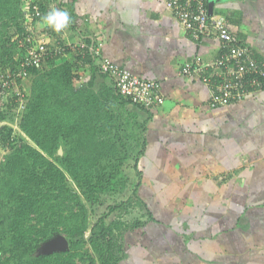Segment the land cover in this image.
Instances as JSON below:
<instances>
[{
    "label": "crops",
    "instance_id": "crops-1",
    "mask_svg": "<svg viewBox=\"0 0 264 264\" xmlns=\"http://www.w3.org/2000/svg\"><path fill=\"white\" fill-rule=\"evenodd\" d=\"M213 1L212 14L264 62V0ZM44 2L72 15L76 28L60 32L67 40L101 41L103 57L156 80L164 96L155 110H138L146 119L138 195L154 219L126 232L119 264H264V90L210 107L209 87L180 70L196 56L213 59L218 40L191 39L165 0ZM97 62L79 61L75 85L112 84Z\"/></svg>",
    "mask_w": 264,
    "mask_h": 264
},
{
    "label": "trees",
    "instance_id": "trees-1",
    "mask_svg": "<svg viewBox=\"0 0 264 264\" xmlns=\"http://www.w3.org/2000/svg\"><path fill=\"white\" fill-rule=\"evenodd\" d=\"M25 1L0 0V75L7 69H24L28 74L26 83L8 92L5 99L0 97V150L12 147L0 161V264H119L126 253L122 247L126 232L145 222L128 227L124 222L107 223L103 215L89 229L90 248L83 249L89 226L86 203L122 189L125 161L136 151L138 162L144 151L146 119L140 121L138 110H146L121 95L98 65L96 72L109 77L111 85L94 87L92 81L75 85L79 61L94 66L95 60L103 58L102 51L96 55L86 47L84 56L77 50L71 55L69 45L78 41L70 42L47 26L42 32L34 30L33 42L19 43L14 34L21 39L29 35L24 28L28 21V11L22 9ZM31 1L40 12L33 23L53 9L43 0ZM69 16L68 25L76 28ZM82 41L87 46L101 42L89 37ZM40 46L45 50L39 66H23L30 56L28 50L37 51ZM216 69L210 66L205 74L215 75ZM193 76L203 82L202 76ZM212 77L216 78L213 82L218 80ZM11 119L17 130L6 122ZM126 202L114 204L110 211ZM142 204L147 220L154 219L147 202L142 199ZM57 235L64 237L67 248L42 252L43 243Z\"/></svg>",
    "mask_w": 264,
    "mask_h": 264
},
{
    "label": "built area",
    "instance_id": "built-area-1",
    "mask_svg": "<svg viewBox=\"0 0 264 264\" xmlns=\"http://www.w3.org/2000/svg\"><path fill=\"white\" fill-rule=\"evenodd\" d=\"M25 2H29L30 8L27 11L33 22L40 15L39 6L31 0ZM165 6L191 38L200 42L204 38L214 36L218 40L220 54H217L214 60L203 61L196 56L192 62L185 64L180 70V74L202 76L203 82L209 87L210 107L225 106L264 90V62L255 57L247 43L240 42L241 40L230 30L228 20L223 15L209 14L207 0H165ZM32 26L31 23L28 26L29 35L24 38L25 41L33 42L32 34L36 29ZM42 40L38 39L37 42ZM86 47L99 55L102 42H98L95 46L93 44L87 46L83 42L75 46L69 45L70 54L77 50L81 56H84ZM44 50L42 46L37 51L28 50L27 53L30 56H26L21 64L39 66L42 60L41 53ZM210 66L217 69L215 75L207 76L205 71ZM220 66L224 69H220ZM98 69L113 80L114 87L121 95L146 111H153L164 103L160 84L156 80L142 78L105 57L98 62ZM27 75L24 69L17 72L7 69L4 75H0V97L5 99L8 92H13L20 87L27 80ZM212 76L217 77L218 80L213 82L216 78L213 79ZM22 107L21 101L19 109Z\"/></svg>",
    "mask_w": 264,
    "mask_h": 264
},
{
    "label": "rangeland",
    "instance_id": "rangeland-1",
    "mask_svg": "<svg viewBox=\"0 0 264 264\" xmlns=\"http://www.w3.org/2000/svg\"><path fill=\"white\" fill-rule=\"evenodd\" d=\"M28 3L29 2H25L24 5L22 6V9L26 12L30 8L29 7L30 5ZM27 17H28V21L27 23H25V27H24L25 31L29 30L28 26L30 23L33 25L32 26L33 29H36V25H34V23L32 22L29 12H28ZM15 29H16L15 27H12L11 31H15ZM13 37L16 38L19 43H21L24 39V38L21 39V37H19L18 34L16 35L14 34ZM24 83H26V80ZM76 86H79V84H76ZM2 103L3 102L0 100V106L2 105ZM6 122L10 124V126H12L14 129L17 128L15 119H11L10 121L7 120ZM2 123L4 124L5 122H2ZM0 126H1V123H0ZM11 149L12 147H6V149L0 150V161L3 159V155H5V153H9ZM135 152L136 151H133L131 153L132 157L127 159L122 167L121 177L124 182L122 189L114 193L108 192V193L101 194L98 198L95 199L93 203H86L87 219H88L89 226L83 236L84 238L83 249L90 248V244L88 242L89 229L96 222V220L103 215H105L104 218L107 223L114 222V221L124 222L126 226L128 227L131 226L136 221L147 219V213L142 204L141 197H139V195L138 196L134 195L133 193V192H136V194H138L137 185L138 183L140 184L142 182L141 174L138 175L136 173L137 172L136 169L138 170V167L140 166V161L138 162L135 161V157H136ZM135 162L138 163L136 164V167L134 166ZM140 172L142 173V171ZM71 185H73V182H71ZM123 201H128V202H126L122 207H119L117 209H113L110 211L111 206H113L114 204H117L118 202H123ZM58 236L60 235L53 236L51 239H49V241L55 240ZM46 244L47 242L43 243L44 246ZM126 246H127V243L125 240V242H123V245H122L123 249L126 248ZM41 249L37 250L36 255L40 253ZM76 262L78 264H88L87 262H79V261H76Z\"/></svg>",
    "mask_w": 264,
    "mask_h": 264
},
{
    "label": "clouds",
    "instance_id": "clouds-1",
    "mask_svg": "<svg viewBox=\"0 0 264 264\" xmlns=\"http://www.w3.org/2000/svg\"><path fill=\"white\" fill-rule=\"evenodd\" d=\"M42 22L44 25H46L47 27H50L55 32L60 33L70 23V16L67 11L60 10V9H52L43 15ZM79 42L81 43L83 41L80 40L77 42V44Z\"/></svg>",
    "mask_w": 264,
    "mask_h": 264
},
{
    "label": "water",
    "instance_id": "water-1",
    "mask_svg": "<svg viewBox=\"0 0 264 264\" xmlns=\"http://www.w3.org/2000/svg\"><path fill=\"white\" fill-rule=\"evenodd\" d=\"M213 0L208 1V12L213 13ZM59 154L62 153V149L59 148ZM67 248V242L62 235L58 236L55 240L48 241L47 244L42 248V252H52L54 250H65Z\"/></svg>",
    "mask_w": 264,
    "mask_h": 264
}]
</instances>
